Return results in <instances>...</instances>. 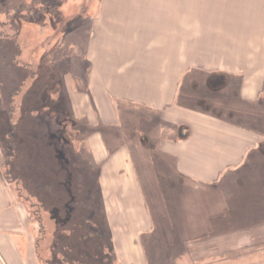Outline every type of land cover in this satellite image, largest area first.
Segmentation results:
<instances>
[{"label": "rangeland", "instance_id": "obj_1", "mask_svg": "<svg viewBox=\"0 0 264 264\" xmlns=\"http://www.w3.org/2000/svg\"><path fill=\"white\" fill-rule=\"evenodd\" d=\"M106 1L0 0V145L10 158L2 173L11 189L29 201L36 263L120 264L116 240L123 242L128 264H264V20L162 17L179 14L172 6L184 4ZM94 42L159 46L161 61L169 55L167 46H174L180 64L185 53L192 56L189 68L176 66L181 75L177 92L181 97L212 94L206 104L193 105L196 112L237 128L219 131L221 140H233L226 141L231 156L209 163L214 170L228 167L211 181L185 178L174 190L160 170L162 157L157 160L147 149L169 133L156 126V119L151 126L134 122L125 131L120 114L129 107L117 97L111 99L117 123L105 127L95 114L76 119L73 102L86 95L87 55ZM248 95L254 98L247 103L242 98ZM85 97L91 109L94 99ZM11 103L15 112L9 124ZM93 136L110 145L104 148L107 155L127 144L136 158L132 177L124 180L128 189L120 179L114 181L118 198L132 201L123 207L126 212L104 198L98 165L88 154ZM63 151L75 164L68 172L75 178L63 181L66 188L71 185L67 192L73 197L50 178L64 169L63 157L58 158ZM146 151L154 154L153 160L148 157L154 162L151 169ZM41 205L59 207L64 226L55 224L56 213H46ZM105 207L113 209L111 223ZM6 236L7 241L18 239ZM19 241L20 251L0 248V264H33L26 237Z\"/></svg>", "mask_w": 264, "mask_h": 264}, {"label": "crops", "instance_id": "obj_2", "mask_svg": "<svg viewBox=\"0 0 264 264\" xmlns=\"http://www.w3.org/2000/svg\"><path fill=\"white\" fill-rule=\"evenodd\" d=\"M106 2H115V4L144 2L184 4L183 8L179 5L178 7L172 6L173 12L179 14H168L162 17L264 20V0H108ZM95 45L94 42L87 55L90 72L86 80V95H80L83 99H80L79 96L76 99L73 98L72 111L76 119L85 116L90 118L95 114L94 118H99L101 121L97 123L105 127L117 123V116L111 103V99L117 97L124 104L125 102L128 103L129 107L120 114L121 124L124 125L125 131H128L134 122H143L147 125L153 122L154 125L155 119L162 125L170 126L171 130L161 127L156 122V126L169 133L164 136L163 134L160 135L161 140L153 143L147 149L155 154L157 160L159 156L162 157L164 164L160 170L169 176L168 179L172 181L170 187H174V190L180 189L185 178L211 181L220 172H223L224 168L228 167L220 165L214 170L212 166L209 167V163H216V157L231 156L230 143L227 145L226 141L231 142L233 140H221L223 134H220L219 131L231 132L237 131V128L225 126L219 120L216 121L209 116L196 112L197 109L193 105L203 101L206 104V99L210 97L208 95L212 94L208 93L203 96L202 94L188 93L181 97V92H177L181 75H177L176 66L189 68L192 66L190 60L192 56L185 53V61L180 64L177 62L178 58L174 46L172 48L167 46L169 55L164 58L166 61H161L159 46ZM140 47L144 48L145 51L144 55L142 53L139 56ZM184 50L191 52L192 48L191 46H184ZM160 65L166 69L160 70ZM89 94L94 99V106L92 105L91 109L86 103L85 97L90 96ZM182 94L185 93L182 92ZM181 98L182 100H180ZM251 98H254L253 95H248L242 99L248 103L251 102ZM150 114L154 116L153 119L149 116ZM212 127L214 129H211ZM87 143L90 147L88 154H92L95 164L98 165L97 178L100 179L101 186L103 183L104 198L109 201V204L115 200L119 204H115V209L126 212L127 209L125 210L123 207L132 205V201L124 202L118 198L120 194L116 192L114 181L118 182L120 179L121 187L128 189L127 185L129 184L124 180L132 177L130 169L131 165L135 164L136 158H133L131 152L129 153L127 144H123L120 149L121 152L107 155L106 150H104L110 146L107 142L106 144L105 142L102 143L100 138L93 136V138H89ZM227 146L229 151L225 149ZM209 149L214 150L213 153H211L210 158H204L205 155L208 156ZM149 151L143 155L151 169L154 162L149 163V158L153 160L154 154ZM1 160L0 151V248L3 250L12 248L13 252L20 251L18 245L21 242L19 240L25 236L28 254L33 264H37L35 257L36 239L31 231L32 221L26 206L18 199L14 190L3 178ZM222 162L224 163V160ZM203 173L204 175H202ZM148 177L153 176L148 174ZM106 207V218L111 223L113 209ZM8 234H12V238L18 239L8 238L7 241L5 236ZM3 244L6 246L3 247ZM123 245L122 241H114V248L120 264H128V253L124 250ZM15 256L18 257V255Z\"/></svg>", "mask_w": 264, "mask_h": 264}, {"label": "trees", "instance_id": "obj_3", "mask_svg": "<svg viewBox=\"0 0 264 264\" xmlns=\"http://www.w3.org/2000/svg\"><path fill=\"white\" fill-rule=\"evenodd\" d=\"M13 104L11 103L10 104V108H9V118H8V123L10 124L11 123V121H12V117L14 116V112H15V107H13L12 106ZM25 108V107H24ZM13 110V111H12ZM41 111V110H40ZM41 113V112H40ZM42 114V113H41ZM48 115H49V112H48ZM64 125V124H63ZM11 126V125H10ZM13 128H12V126L11 127H9V131L7 132V134H8V136H10V137H12V133H13V130H12ZM6 139L7 140H9V145H11L12 143H11V140H10V138L9 137H7L6 136ZM61 141H63V145H64V148L65 147H68V143H67V140L65 139V138H63V140H61ZM12 145H14V144H12ZM72 156H73V154H75V149L73 148V146H72ZM0 151H1V155H2V164H1V170L3 171H5V173H6V169H7V165H8V155H6V154H4V152H3V147L0 145ZM65 151V150H64ZM60 152V155H58V158L60 159L61 157H63L62 159H61V165H63V168L64 169H62V172H53V173H55L56 175H51V177L50 178H52V180H54V183H56L57 185H60V186H62V188H64V190H66V195H68V190L71 188L70 186L68 187V188H66V186H65V184H64V180L65 179H72V177L73 178H75L74 176H71V175H69L68 174V172H73V170H71V168L73 169V166L75 165L74 163H72L71 164V162L69 161V157L67 156V155H63V154H65V152ZM53 159L55 158V156H53L52 157ZM10 159V158H9ZM77 164V163H76ZM77 166V165H76ZM69 167H70V170H69ZM67 168V169H66ZM4 179H5V176H4ZM14 182H16V180H19V178L18 177H15L14 178ZM6 181V180H5ZM7 183H9V184H11V182H7ZM14 192L16 193V195H17V197H18V199L26 206V209H27V211H28V208H27V204H29V201L27 200V199H22L21 198V196H20V193H19V191H17V190H15L14 189ZM68 196H72L73 197V195L71 194V195H68ZM45 200V199H44ZM43 200V201H44ZM57 200H61L62 201V204L64 205V199H60V198H58ZM41 207L42 208H45V209H43L46 213H49L50 215H52V212L51 211H54L55 213H56V218H57V221H55V224H58L59 225V227H62V226H64L63 225V223H64V218L63 217H61V215H63V212H61L60 211V208L59 207H55V208H52L51 210L50 209H48V207L45 205V207L43 206V205H41ZM64 207L66 208V209H69V207H66L65 205H64ZM63 207V208H64ZM70 212H71V210H69ZM29 212V211H28ZM29 214V213H28ZM68 216H70V213H66V219L68 218ZM70 218V217H69ZM60 223V224H59Z\"/></svg>", "mask_w": 264, "mask_h": 264}]
</instances>
